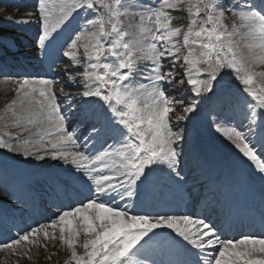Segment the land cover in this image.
Returning a JSON list of instances; mask_svg holds the SVG:
<instances>
[{
    "label": "snow or ice",
    "instance_id": "6c2138e0",
    "mask_svg": "<svg viewBox=\"0 0 264 264\" xmlns=\"http://www.w3.org/2000/svg\"><path fill=\"white\" fill-rule=\"evenodd\" d=\"M178 14L186 24L174 23ZM26 15L34 19L14 23L37 25L39 53L59 46L82 70L57 73L69 88L79 82L75 92L57 91L55 76L18 80L8 107L20 131L0 135V149L62 162L49 195L68 203L0 249L42 239L67 247L65 264H264V232L223 238L210 216L172 207L197 194L196 170L203 176L215 151L181 126L208 104L210 126L259 176L264 228V0H36ZM185 85L190 102L168 94ZM35 160L25 163L41 169Z\"/></svg>",
    "mask_w": 264,
    "mask_h": 264
},
{
    "label": "rangeland",
    "instance_id": "374dc122",
    "mask_svg": "<svg viewBox=\"0 0 264 264\" xmlns=\"http://www.w3.org/2000/svg\"><path fill=\"white\" fill-rule=\"evenodd\" d=\"M35 5L36 0H0V66L3 68V73H0V135L8 132L15 134L20 131V128L15 129V125L11 123V111L8 107L10 101L17 98L15 88L18 80L24 78V76L32 78L35 76L33 73L44 72L46 70L49 71V77L55 76L56 78L61 76L57 75V73H60L65 68L72 75H76L79 72L78 68L80 66L74 65L68 57H63L58 50L59 46H57V49L52 50L47 58L36 50L32 44L37 32L36 24L18 25L14 23V21L20 19H34V17H29L26 14L34 12ZM80 19L81 17L77 16L72 25L64 30L61 42L67 38ZM174 23L186 24L187 20L182 14H178V19ZM227 23L231 27V21L229 20ZM236 39L239 40V37ZM240 43V51L243 52L245 51L243 42ZM255 70H262V66L255 65ZM63 76L64 80L62 82L64 84L61 86L64 90H67L66 84L68 83V78L66 75ZM226 79L232 80L233 78L227 77ZM184 87L185 91L183 93L171 89L167 91L170 96L176 98L187 96V103L194 99L195 95L187 92V85ZM60 89L61 87L59 86L56 88L57 91ZM16 107L19 109L18 105ZM210 108L211 105L205 104L195 117L183 122L181 126L194 128L203 143L211 144L215 147V151L206 160V162H209L207 165L211 168V172L204 174L202 177L199 175L200 169L197 168L196 170L195 183H198L196 185L198 187L196 188L197 194L195 195H198L200 190L203 189L199 187L203 183L205 185L204 189L208 192L206 195H216L217 201L221 200L220 204L223 206V200L226 201L227 198H230L229 194L231 191L236 192L237 190L238 193L242 188L240 186L241 182H248L246 176L251 163L246 158H242L237 150L228 144L215 131L214 127L210 126ZM176 114H182L179 108H177ZM70 130L72 129L70 128ZM27 137L28 132L21 133V138ZM5 138L8 137L6 136ZM215 159L219 161L216 162ZM29 160H35V158L25 157L21 153H10L7 150L0 149V242L15 238V234L21 228H25L28 225L35 226L37 221L46 223L47 218L53 216L55 212L54 205H58L57 202L61 201V204L68 203L64 198L56 199L49 195L51 192L49 184L52 181L48 178V174L57 173L60 169L49 168L47 165L55 167L57 161L48 159L47 161H52L51 164H48L44 161L35 160L36 164L43 165L41 169L37 170L29 166V163H25V161ZM189 161H191L190 158ZM195 165L196 162L189 163L188 167L193 168ZM227 169L229 171L223 173ZM35 171H39L41 175L39 177L33 175ZM215 173L218 174V178L215 175L209 177V174ZM216 180L217 184L215 185ZM188 184V186L192 187V190L193 180L188 182ZM214 186H217V191L213 194V189L210 187ZM223 186L224 191L221 190ZM220 191H222V194L225 193L227 198L224 195L221 196ZM206 195L203 194L200 197ZM195 197L188 200V206L185 208L189 211L187 214H190L191 210L193 212L202 211L201 214L206 209L208 211L209 208L204 207L205 204L203 206H196ZM211 201V199L206 200L207 206H210ZM192 204L198 208L195 207L190 210L193 207L191 206ZM20 208H26L27 211L22 213L19 210ZM213 221L216 222L217 219ZM225 235L228 237L227 233ZM44 243L48 244L47 248L41 246ZM68 255L69 250L59 241H56L53 247L51 241L45 242L41 239L36 246H29L28 248L22 243L15 253L9 249H0V264H65Z\"/></svg>",
    "mask_w": 264,
    "mask_h": 264
},
{
    "label": "bare ground",
    "instance_id": "6f19581e",
    "mask_svg": "<svg viewBox=\"0 0 264 264\" xmlns=\"http://www.w3.org/2000/svg\"><path fill=\"white\" fill-rule=\"evenodd\" d=\"M40 70V69H39ZM78 70L79 71H81L82 69L79 67L78 68ZM41 71V70H40ZM33 75H35L36 76V78H39V77H42V76H44V77H49L50 76V74H49V71H44V72H35V73H33ZM34 76V77H35ZM32 77V76H31ZM59 81H60V83L56 86V88L59 86V87H61L62 88V84H64L62 81L64 80V76L63 75H61L60 77H58L57 78ZM68 80V79H67ZM78 84H79V82H77V84H73L72 86H71V88H69V84L67 83L66 85H67V90H65V91H72V92H75V91H77V89H78ZM59 91V90H58ZM179 98V97H178ZM176 115H178V114H172V118L173 119H175V117H176ZM14 127H16L15 129H18V128H20L21 126H14ZM31 131H35V129L33 128V129H31ZM27 133V132H26ZM28 136H29V133H28ZM190 160L191 161H189V163L191 164V163H195V160L194 159H192V158H190ZM216 160V162H218L219 160L218 159H215ZM47 163L48 164H51L52 163V161L50 162V161H47ZM58 163H62V162H57V164ZM207 164H209V162H206V171H205V174H208L209 172H211L210 170H211V168L209 167V165H207ZM29 166H31V167H33V165L31 164V163H29L28 164ZM47 167H49V168H58V167H51V165H47ZM214 175H216V174H214ZM204 176V175H203ZM202 176V177H203ZM200 179H201V177H200ZM246 180H248V182H246V181H244V183H242L241 182V187H242V192H240V194L238 193L237 194V190H236V192L234 191V192H232L231 194H232V196H233V194L235 193V195H237L238 197H240V199L242 198V196L244 195V194H247V196L248 197H252V198H254V201H255V203H256V205L257 206H259V207H261V181H260V179H259V176H258V174H257V172L255 171V169L252 167V165L250 164V166H249V170H248V174H247V176H246ZM190 181H192L191 179L189 180V182ZM196 185H198V183L196 184ZM198 186H196V188H197ZM240 188V187H239ZM221 190H223V189H221ZM241 190V189H240ZM189 191H190V189H189ZM216 192V191H215ZM221 192V194H222V191H220ZM206 193H208L207 192V190H205L204 188L200 191V193L198 194V195H193V196H191V197H188L187 195H178V197H176V198H174V200H173V202H174V204L172 205V207H174V208H176L177 209V211H179V212H181V213H184V214H187L189 211H187L185 208H187V206H188V200L190 199V198H192V197H194V196H196L195 198H196V206H199V205H204L205 204V206L204 207H207L208 208V206H207V204H206V200L207 199H211L212 201H211V205L209 206V210L208 211H206V213H202L203 215H207V216H210L211 217V219H214L215 217H220L219 219H217V224H218V226H220V227H222L223 228V231H225V230H229L230 229V227L234 230H236V235L234 236L233 234L232 235H228V237H226V233L224 232V237L223 238H240L241 237V235L242 234H251V233H256V234H259V233H261V232H264V228H261V226H260V223H259V216H257L256 218H254L253 219V225H255V226H257V228H258V231H253V232H248L247 230H245L246 228H245V224L247 223V222H245L244 221V219H243V226L241 225V228H239V220H240V217H239V215H238V218H237V221H235V219L230 223V220L229 219H227L226 218V213L225 212H223V211H220V210H218V206H219V204H220V202H221V200H219V201H217V197H216V195H206ZM206 195V196H203V197H200L201 195ZM223 199V198H222ZM231 199V198H230ZM60 202V203H59ZM59 202H57V204L59 205V204H61V201H59ZM208 202V201H207ZM226 201H224L223 200V204L225 203ZM66 204V203H65ZM190 204V203H189ZM239 204V202L238 203H235V206L236 205H238ZM226 205H227V203H226ZM226 205H224V206H226ZM224 206H222V207H224ZM190 207V206H189ZM243 208V207H248L249 208V206H246V205H244L243 207L242 206H238V209H241V208ZM203 209V208H202ZM202 212V211H201ZM201 212H196L195 214H197V215H201ZM191 214V213H190ZM236 223V226H235V228H234V224ZM262 229V230H261Z\"/></svg>",
    "mask_w": 264,
    "mask_h": 264
}]
</instances>
